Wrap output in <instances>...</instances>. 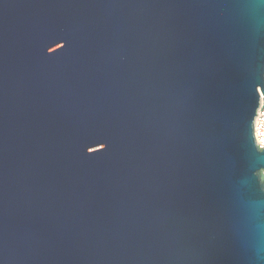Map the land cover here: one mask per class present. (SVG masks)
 Masks as SVG:
<instances>
[{
	"label": "water",
	"instance_id": "1",
	"mask_svg": "<svg viewBox=\"0 0 264 264\" xmlns=\"http://www.w3.org/2000/svg\"><path fill=\"white\" fill-rule=\"evenodd\" d=\"M264 0H0V264H264Z\"/></svg>",
	"mask_w": 264,
	"mask_h": 264
},
{
	"label": "built area",
	"instance_id": "2",
	"mask_svg": "<svg viewBox=\"0 0 264 264\" xmlns=\"http://www.w3.org/2000/svg\"><path fill=\"white\" fill-rule=\"evenodd\" d=\"M259 91V90H258ZM253 138L259 149L264 148V96L259 91V104L253 119Z\"/></svg>",
	"mask_w": 264,
	"mask_h": 264
}]
</instances>
